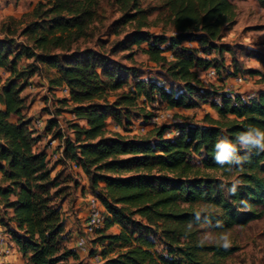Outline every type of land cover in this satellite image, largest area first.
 <instances>
[{"label":"trees","instance_id":"16d2710c","mask_svg":"<svg viewBox=\"0 0 264 264\" xmlns=\"http://www.w3.org/2000/svg\"><path fill=\"white\" fill-rule=\"evenodd\" d=\"M99 1L38 0L12 21L22 27L19 36L25 39L17 51L7 39L15 33L11 25L2 29L0 69L9 76L0 86V208L3 217L10 214L7 220L0 217V226L30 264H80L67 246L64 220L54 202L64 196V179L51 177L47 150L36 147L41 134L50 135L59 142L58 162L80 168L104 208L105 226L96 231L105 264H225L236 249L202 241L197 228H243L264 214V151L242 147L238 140L254 129L264 132V90L245 100L206 85L200 74L210 69L219 73L224 54L235 58L239 50L260 64L262 71L245 73L260 76L264 86V50L221 43L235 24L230 0H160L155 8L142 7L140 0H113L120 17L112 31L117 36L125 28L129 32L110 52L145 45L143 54L164 75L158 82L131 71L133 86L124 90L127 68L95 50L74 48L97 22ZM256 1L264 9V0ZM155 11L154 21L163 23L157 34L148 31ZM22 57L31 64L20 69ZM41 69L54 72L48 79L51 88L68 91L60 102L78 121L70 126L72 139L63 135L57 115L43 120L42 130L23 115L26 81ZM157 95L171 108L209 104L217 119L207 115L205 126L177 124L172 138L166 136L168 126L129 136L130 115L146 122L151 115L145 106ZM109 123L126 135L109 132ZM222 141L235 145L239 161H216V144ZM114 225L118 234H104Z\"/></svg>","mask_w":264,"mask_h":264},{"label":"rangeland","instance_id":"374dc122","mask_svg":"<svg viewBox=\"0 0 264 264\" xmlns=\"http://www.w3.org/2000/svg\"><path fill=\"white\" fill-rule=\"evenodd\" d=\"M236 8L235 24L231 29L224 32L221 39V43L230 47L238 46L247 49L258 48L264 50V9H262L256 0H230ZM160 0H140L142 7L155 8L158 7ZM98 20L94 23L89 37L85 40L79 41L74 48L78 51H84L86 49H92L99 52L108 62H115L124 68H127L125 76L127 80V86L124 90H128L133 86V74L131 71L138 73L139 79L150 78L152 80L163 82L164 75L162 69L153 62L148 61L146 55L142 50L146 47L142 46L141 49L132 48L130 51H118L111 53L110 49L117 41L121 40L127 32L128 28L123 29L122 33L117 36L113 33V27L120 17V13L117 7L114 5L113 0H100L98 7ZM158 17V12L155 11L150 17L153 21V25L148 28V31L154 34L161 33L163 31V23L160 21H154ZM6 24L11 25L12 31H15L13 36L7 39L12 42V46L17 51L25 39L19 36L21 26L8 23L6 19L2 17L0 22V30H2ZM1 38V37H0ZM187 47L197 48L196 43H184ZM165 56L170 59L171 55L166 53ZM199 56L205 57L201 53ZM212 58V55L207 56ZM235 60V61H234ZM31 64V60H27L24 57L18 62V67L23 69ZM237 70V71H236ZM246 70H259L262 71L260 64L252 59L245 58L237 50L235 58L231 55L224 54L223 69H220L219 73H216L213 69L207 71H201L200 76L204 80V83L208 86L218 88L220 91L236 94L247 100L264 90V86L259 83L260 76L251 75L245 73ZM3 72H5L2 69ZM8 77L9 73L5 72ZM54 75V72L48 70L39 71L32 78L33 89H28L22 93L26 103V109L23 115L31 120L41 119L45 120L49 116L57 115V120L62 128L63 135L68 138H73V132L70 129L71 124L78 123L73 115L69 112L68 107L61 104L60 100L63 97L60 93H56V90L51 88L48 84V79ZM37 78L41 80V83L37 82ZM4 79V75L2 77ZM31 79V78H30ZM43 80V81H42ZM27 86V85H26ZM116 93H110L108 101H113ZM145 112L150 114L151 117L146 122L142 117H137L133 113L130 115L131 126L129 127V136H146L154 128L160 126H168L166 136L172 138L177 135V124L185 125H200L205 126V117L208 115L212 119H217V114L211 108L209 104H204L198 109H181L176 111L169 107L166 103L160 102V99L156 98V101L145 106ZM158 116L159 121L157 124L151 123L153 116ZM12 122H15V118L12 117ZM81 126L85 125L84 121H80ZM109 132H117L122 135H126L125 131L111 123L108 124ZM43 141L38 147L39 150H48L49 142L52 140L50 135H43ZM59 142L56 141L52 148L47 153L57 152ZM57 158H49V164L52 169L51 177L56 175L60 176L63 180L62 187L64 189V196L55 198L54 202L60 209L61 215L65 222L66 229H69L67 235V246L76 249V238L82 232V225L87 213L86 205L90 196H93L98 201V206L101 214H104V208L101 205L96 194L89 189V183L87 177H79L78 173L73 171L67 164L58 162ZM66 194V196H65ZM79 206H76V202ZM83 207V209H81ZM7 215L3 217V210L0 208V217L7 220L10 211H6ZM105 223L102 224L101 230L104 228ZM119 226L114 225L107 229L104 234H118ZM7 233V229H4ZM197 233L200 239L209 244L223 245L225 244V238L230 241V247H234L236 252L225 262V264H264V214L263 216L249 223L243 228H233L231 230L212 231L205 226L197 228ZM8 235V233H7ZM100 234L95 231L92 234L86 235V245L84 250H78L81 258L80 264H105V260L102 259L101 250L102 244L99 241ZM9 242L7 249L10 251L6 254V258H11L16 255L13 242L8 235ZM106 246V242L103 243ZM3 250L5 246L0 247V264H5L2 258ZM17 250V247H16ZM160 250V248H158ZM18 251V250H17ZM115 252L117 250H114ZM21 256V255H20ZM23 264H30L28 259L22 257Z\"/></svg>","mask_w":264,"mask_h":264},{"label":"crops","instance_id":"0c3cea01","mask_svg":"<svg viewBox=\"0 0 264 264\" xmlns=\"http://www.w3.org/2000/svg\"><path fill=\"white\" fill-rule=\"evenodd\" d=\"M37 1L38 0H0V13H1L2 17L8 21V23H11L12 21L17 22L22 18V16L24 14L30 12L33 9V7ZM4 35H6V33L2 32V30H0V37H3ZM3 75H4V79H2ZM5 78H7V76L5 75V72H3L2 69H0V86L4 82ZM32 81H33V78L28 79L26 81L27 86L24 89V91L31 89V88L33 89ZM37 82L41 83V80H39V78H37ZM55 90H56L57 94L60 93L62 95L61 97H63V98L68 97V93H66L64 87L55 88ZM0 109H2L1 106H0ZM173 109H175L176 111H179L183 108H173ZM10 121L12 122V118H10ZM43 137H44L43 134H41V140H39L38 143L36 144L37 148L41 145V142L43 141ZM71 169H73V171L78 173L79 177L85 178V175L80 168L71 166ZM75 203H76V206H79L77 201ZM81 209H83V207ZM64 224H65V222H64ZM65 231L67 234L69 233V229H66V227H65ZM11 243H12V246L14 247L16 255L11 257V258H6V257L2 256L3 260L5 261V264H23L21 256L18 253V251L16 250L15 243L14 242H11ZM74 251L76 252V254L79 258V261L81 262L79 251L78 250H74Z\"/></svg>","mask_w":264,"mask_h":264},{"label":"built area","instance_id":"2783aa9c","mask_svg":"<svg viewBox=\"0 0 264 264\" xmlns=\"http://www.w3.org/2000/svg\"><path fill=\"white\" fill-rule=\"evenodd\" d=\"M2 21V15L0 13V22ZM66 93H68L67 89L65 88ZM143 100V99H142ZM151 123L157 124L159 121V117L153 116L151 118ZM34 124L35 126L42 130L43 126H44V122L41 119H35L34 120ZM56 142V140H51L49 142V146H48V150L52 148V146L54 145V143ZM47 150V151H48ZM53 151V148L52 150ZM50 156L52 158H60L61 156V149H58L57 152H51L50 154L48 153V157L50 158ZM74 167V165H73ZM86 209H87V213L86 216L84 218V222L82 225V232L77 236L76 238V249L75 250H84L85 249V245H86V235L92 234L94 233L97 229L102 227V224L104 223V216L101 214L100 210H99V206H98V201L95 197L90 196L88 201H87V205H86ZM9 242V238L7 236V234L3 231L2 227L0 226V247L1 246H5V250H3V256H6L7 253H9L10 251L7 249V244ZM6 253V254H4Z\"/></svg>","mask_w":264,"mask_h":264},{"label":"clouds","instance_id":"9594fccd","mask_svg":"<svg viewBox=\"0 0 264 264\" xmlns=\"http://www.w3.org/2000/svg\"><path fill=\"white\" fill-rule=\"evenodd\" d=\"M238 140L242 147L255 146L259 151H264V132L260 131L259 129H254L252 131L240 134L238 136ZM216 147L219 149L215 157L218 163L232 162L233 159L239 161V158L235 157L236 147L234 144L227 141H222L218 142ZM237 183H239V181H237ZM235 190L236 189L234 185L230 191L234 193ZM230 243L231 242L225 238L224 247L228 248Z\"/></svg>","mask_w":264,"mask_h":264}]
</instances>
